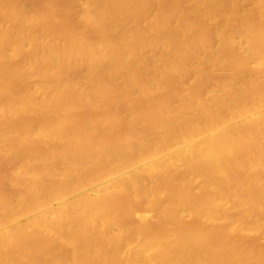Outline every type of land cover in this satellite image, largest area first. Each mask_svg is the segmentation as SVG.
<instances>
[{
  "label": "bare ground",
  "instance_id": "bare-ground-1",
  "mask_svg": "<svg viewBox=\"0 0 264 264\" xmlns=\"http://www.w3.org/2000/svg\"><path fill=\"white\" fill-rule=\"evenodd\" d=\"M0 264H264V0H0Z\"/></svg>",
  "mask_w": 264,
  "mask_h": 264
}]
</instances>
